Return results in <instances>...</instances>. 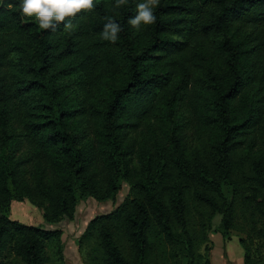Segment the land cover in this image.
<instances>
[{
    "label": "trees",
    "instance_id": "16d2710c",
    "mask_svg": "<svg viewBox=\"0 0 264 264\" xmlns=\"http://www.w3.org/2000/svg\"><path fill=\"white\" fill-rule=\"evenodd\" d=\"M140 2L95 0L53 32L23 18L21 0H0V264L5 251L43 264L58 237L9 218L11 200L53 222L121 182L130 195L83 233L102 264H210L198 247L215 214L225 237L239 216L264 245V0H159L136 31ZM106 17L122 28L114 44Z\"/></svg>",
    "mask_w": 264,
    "mask_h": 264
},
{
    "label": "rangeland",
    "instance_id": "374dc122",
    "mask_svg": "<svg viewBox=\"0 0 264 264\" xmlns=\"http://www.w3.org/2000/svg\"><path fill=\"white\" fill-rule=\"evenodd\" d=\"M217 40L221 41V35L217 37ZM141 128L139 127L136 132H132L130 135L137 139L147 136V130ZM23 148H25L24 144L18 148L16 155H20ZM29 168L28 163L22 164V169L25 171L23 177L33 183V176L29 173ZM129 195V185L126 182H121L113 199L99 201L94 197L78 198L70 217L62 216L53 222L45 221L42 217V210L27 198L11 200L7 214L9 218L19 222L58 232L57 239H52L45 244L43 264H102L97 239L94 235H83L85 227L94 216L109 212ZM112 231L116 243L126 253L127 245L119 230L112 227ZM240 239H243L248 247V252H245L240 246L238 242ZM198 252L203 254L210 264H242L245 253L252 257V264H264V245L261 239L251 232L249 226L239 216L235 218L233 228L228 231L225 237L221 225V214H215L207 229V240L199 245ZM1 260L2 264H20V260L10 251H5ZM176 260L181 263L185 262L180 254H176ZM164 264L166 263L164 262Z\"/></svg>",
    "mask_w": 264,
    "mask_h": 264
},
{
    "label": "clouds",
    "instance_id": "9594fccd",
    "mask_svg": "<svg viewBox=\"0 0 264 264\" xmlns=\"http://www.w3.org/2000/svg\"><path fill=\"white\" fill-rule=\"evenodd\" d=\"M127 3V0H116L115 7L119 8ZM159 5V0H142L136 5V15L128 20V23L136 31L141 26H148L156 21L154 9ZM11 8L12 4H8ZM95 7V0H21L19 5L21 16L32 20L40 30L55 32L63 24L65 30H71V21L78 14L90 12ZM101 37L105 41L115 43L118 34L122 31L121 26L110 17L105 18Z\"/></svg>",
    "mask_w": 264,
    "mask_h": 264
}]
</instances>
